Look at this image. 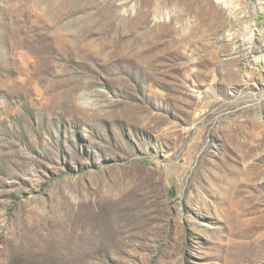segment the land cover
<instances>
[{"label":"rangeland","instance_id":"obj_1","mask_svg":"<svg viewBox=\"0 0 264 264\" xmlns=\"http://www.w3.org/2000/svg\"><path fill=\"white\" fill-rule=\"evenodd\" d=\"M230 2L0 0V264H264V0Z\"/></svg>","mask_w":264,"mask_h":264},{"label":"bare ground","instance_id":"obj_2","mask_svg":"<svg viewBox=\"0 0 264 264\" xmlns=\"http://www.w3.org/2000/svg\"><path fill=\"white\" fill-rule=\"evenodd\" d=\"M220 4H222L223 7L225 8H231L232 2H230L231 0H218ZM259 36V32L255 29V28H251L250 31V37L248 40H245V45H249L252 42H254V40H256V38H258ZM256 64L260 67H264V56L260 59H255ZM218 219V218H217ZM220 223V222H219Z\"/></svg>","mask_w":264,"mask_h":264}]
</instances>
